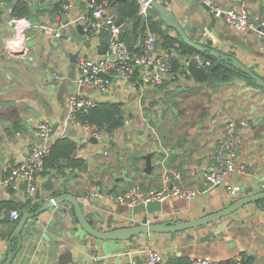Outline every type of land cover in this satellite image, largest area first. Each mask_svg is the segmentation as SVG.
<instances>
[{"label":"crops","instance_id":"0c3cea01","mask_svg":"<svg viewBox=\"0 0 264 264\" xmlns=\"http://www.w3.org/2000/svg\"><path fill=\"white\" fill-rule=\"evenodd\" d=\"M55 1L30 0L33 11H38V15L31 19L47 26L32 27L27 31L26 44H31L22 56L5 50V41L12 34L9 22L12 6L0 1V179L5 165L19 163L31 144L42 142L35 133V125L41 120L47 121L52 128L48 145L58 137L74 140L73 156L85 159L87 166L84 169L68 167L63 172L55 168L45 169L38 184V197L36 192L31 194L27 191L25 180L21 179L15 189L0 183V204L30 200L37 201L39 207L40 201L65 192L80 201L86 214L96 211L106 220L111 216L119 218L120 222L114 226H126L136 223L146 212L134 217L120 214L110 205L95 200V196H105L89 195L87 192L91 186L114 193L126 191L133 183L149 189L159 186L162 173L168 171L178 173L185 185L198 189L190 198L172 196L161 201V210L147 213L151 222L194 219L220 209L246 193L264 190L260 184L264 177V87L242 77L216 87L199 83L186 70L188 63L193 62V55L180 54L174 47L166 48L159 38L156 53L168 60L178 58L185 71H171L161 84L153 85L148 81L151 68L137 67L134 76L139 82L138 88L113 74L107 90L97 92L77 81V60L71 61L70 53L79 50L77 59L81 55L104 56L109 45L107 52L99 51V47L109 44V33L103 30L95 39L85 27L83 31L78 30L77 25L84 23L81 16L86 14L85 0H66L71 6L68 9L61 6L58 12H39L42 7H51ZM120 1L110 3L108 9L117 13ZM162 1L180 22L189 24L185 28L188 36L207 48L234 55L264 80L263 37L253 30L232 27L220 17L212 18L210 10L200 0ZM215 1L223 7L236 6L243 1L253 14L264 7V0ZM138 2L141 8L142 0ZM145 17L166 27L158 16ZM76 18L78 20L70 22ZM116 18L136 51L131 29L133 19ZM61 23L68 24L63 36L58 38L51 28ZM168 33L173 37L179 35L172 28H168ZM54 72L60 77H54ZM77 92L98 101L123 102L125 124L108 138L115 143L93 141L94 137L84 124L66 119L68 97ZM149 100L151 104H148ZM230 119L236 121L243 135V142L234 158L235 169L221 184L208 191H200L203 172L212 166L215 147L224 138ZM147 153H151L148 172L144 158ZM240 165L245 171L238 169ZM229 188H235L236 193L230 194ZM116 205L117 210L124 208V205ZM5 209L0 208V264L8 251L19 245L17 237L9 241L19 218H10L3 212ZM25 209L30 212L37 210L30 207L18 210L22 214ZM57 210L59 208L49 207L35 216L32 233L30 227L24 226L22 243L10 264H58L59 255L65 249L72 252V261L67 264H128L141 260L143 251L150 247L171 263L189 261L194 256L225 260L240 255L244 264H264V197L245 204L211 226L153 232L150 238L141 234L125 240L92 238L89 250L84 249L81 238L75 239L77 232L68 221L64 222L63 217L57 215ZM70 210L72 207L69 205L67 211ZM155 214L157 218H154ZM232 218L235 221H231ZM12 224L10 234L2 237ZM220 225L225 226L223 231L211 239L201 240L207 230L218 229ZM95 243L99 246L95 247Z\"/></svg>","mask_w":264,"mask_h":264},{"label":"built area","instance_id":"2783aa9c","mask_svg":"<svg viewBox=\"0 0 264 264\" xmlns=\"http://www.w3.org/2000/svg\"><path fill=\"white\" fill-rule=\"evenodd\" d=\"M209 6L210 11L215 17H220L224 21L237 29L253 30L264 38V7L260 12L253 14L245 2L241 1L236 6L227 8L216 3L215 0H200ZM110 0H85L86 14L81 18L86 24L85 29L88 34L98 39L103 30H107L110 35L109 51L104 56L95 58L81 55L77 59L78 75L77 81L80 84H87L97 92L107 90L112 83L113 74L121 76L126 82L137 87L132 81L133 74L137 67L151 68L148 81L153 85L163 82L166 74L171 72V64L163 55L156 53V45L159 39L157 33L148 31L145 36L139 39L138 45L140 52H133L129 49L125 40L119 37L121 23L117 21L114 11L108 9ZM147 2L140 8L144 12ZM62 9H68L70 2H64ZM78 20L72 19L70 22ZM9 22L12 25V34L5 41L6 52L21 56L24 55L26 44V33L32 27L46 28L45 23L34 22L25 15L10 16ZM68 23H61L57 27L51 28L53 34L61 38L65 33ZM193 62L197 67L204 68L211 64L209 58L196 53L192 56ZM54 77L59 78V74L54 72ZM98 100L94 97H86L77 92L68 97V111L66 119L76 120V110H86L94 105ZM85 128L94 138H110V134L104 128L95 125L84 124ZM52 128L47 121H38L35 125V133L42 140L29 146L27 154L22 161L14 165L3 167V176L0 183L7 188H17L19 181L25 180L26 189L31 194L38 190V184L42 172L44 171V160L49 152L48 140ZM243 142V135L235 120L230 119L225 128L224 138L217 143L214 150L212 166L203 172L202 186L204 190H210L226 180L231 171L235 169L234 158ZM240 171H245L242 165L238 166ZM261 187L264 188V177L261 179ZM198 192L195 187L185 185L179 178L178 173L164 171L161 175L159 186L154 188H142L139 183H133L126 191L114 193L112 191H102L96 186H91L88 190L89 195L105 196L109 200L132 207L140 202L146 204L151 200L163 201L172 196L190 198ZM230 194H235V188H229ZM12 219L21 216L17 208L3 210ZM99 264V263H97ZM101 264V263H100ZM110 264V263H103ZM128 264H173L166 261L161 253L154 248H146L143 251L141 260H133ZM184 264H244L243 257L238 255L231 259L217 260L203 256H194Z\"/></svg>","mask_w":264,"mask_h":264},{"label":"water","instance_id":"95a60500","mask_svg":"<svg viewBox=\"0 0 264 264\" xmlns=\"http://www.w3.org/2000/svg\"><path fill=\"white\" fill-rule=\"evenodd\" d=\"M147 2L143 16H150V17H159L161 22L164 23L166 26L171 27L174 29L180 36V38L189 44L190 46L202 50L207 51L210 54H212L215 57H220L228 62H231L236 68L240 69L241 71L249 74L252 76V78L255 80V82L264 87V80L257 75L253 70H251L249 67L245 66L241 61H239L234 55L230 54H224L216 49L213 48H207L200 44L199 42L195 41L193 38L188 36V34L185 32V28L189 27V24L180 22L173 12H171L168 7L166 6L165 2L162 0H142V3ZM205 8L207 10L209 9V6L204 4ZM228 7V6H227ZM225 7V8H227ZM31 10L33 11V7H31ZM210 14L213 17V13L210 11ZM85 23H79L77 25V28L79 31H83V27H85ZM31 43H27V46ZM79 54V50L76 52L70 53V59L71 61H76L77 56ZM22 56V55H21ZM10 64L8 63L7 66ZM13 68V66H10ZM148 104H151V100L148 101ZM93 141L98 142H107L115 143L113 140L110 139H97L92 138ZM144 158L146 159L145 163V170L148 172L151 168V153L144 154ZM204 188L201 185L200 191H203ZM39 196V190L36 191V197ZM264 197V190L263 191H257L253 193H246L244 196L232 200L229 204L225 205L224 207L214 210L208 214H204L202 216H199L194 219L190 220H163V221H157V222H151L148 219L147 213H153L155 211H159L162 209V202L158 200H151L147 202L146 204L140 202L132 207L124 206L123 209L117 210L116 203L112 202L108 198H100L98 196H95V200H98L104 204L110 205L116 212L127 213L129 215H132L133 217L140 213V212H146L142 217L138 219L136 223H132L130 225L126 226H114L115 224L120 222L119 218L110 217L109 219H105L102 217L98 212H93L86 214L82 204L80 201L74 196L69 193H59L56 195L49 196L45 200H42L39 202V207L36 211L30 212L28 209H25L19 220L16 222L11 235L9 237V241H11L14 237H17L19 241V245L15 250H9L6 259L2 264H10L12 258L14 257V254L19 249L22 239H23V228L24 226L30 227V232H33L32 227H35L34 217L37 216L41 211L49 208V207H56L59 208L57 210V215L62 216L65 221H68L72 226V229L77 232L75 235V239L81 238V242L84 245L85 250L90 249V243H92V238L102 240V239H114V240H125L129 237L141 234L146 238H150L152 236L153 232H174L178 230H184L188 228H195L199 226L204 225H212L216 221L223 219L227 215H231L235 213L239 208L244 206L245 204L258 200L260 198ZM72 207V210L67 211L68 206ZM154 218H157V215H154ZM134 222L133 220H131ZM231 221H235V218H232ZM224 225H220L219 228H215V230H207V232L201 236V240H207L211 239V237L217 235L220 231L224 230ZM99 244L95 243V247H98ZM72 261V252L69 249H65L58 258V264H67Z\"/></svg>","mask_w":264,"mask_h":264},{"label":"trees","instance_id":"16d2710c","mask_svg":"<svg viewBox=\"0 0 264 264\" xmlns=\"http://www.w3.org/2000/svg\"><path fill=\"white\" fill-rule=\"evenodd\" d=\"M6 1L11 4L12 9L9 12L10 16L13 15H25L29 18L38 15V11H32V4L30 0H0ZM66 0H56L53 2L51 7H42L39 12L44 13H54L58 12L61 8V5ZM115 0H110V3H114ZM117 16L118 20L125 17H130L133 19L131 29L134 32V45L137 49L136 51L140 52V47L138 45L139 39L146 35L148 31H153L158 34L161 39V44L166 47H174L180 54H196L199 53L206 58L211 60V64L207 67L200 68L192 61L188 63V75L192 77L195 81L199 83H207L211 87H216L221 83H230L235 81L238 78H244L247 82L256 84L255 80L249 74L238 70L231 62L227 60L215 57L207 51L198 50L186 42H184L179 35L178 37H173L168 33V28L171 27H162L161 23L158 21L151 20L149 17L146 18L143 16V13L140 10V4L138 0H121L117 7ZM148 30V31H147ZM109 33V32H108ZM126 32H120L119 37L127 43L129 49L134 51L131 43H129L127 36L124 35ZM110 36V35H109ZM179 42L176 46L175 43ZM99 47V51L104 52L108 51L109 44H103ZM133 48V49H132ZM137 52V53H138ZM171 64V71H181L184 70V64L178 60L176 57L169 59ZM185 71V70H184ZM135 74V73H134ZM133 74L132 81L136 83L139 87V82ZM146 110H149V107L145 106ZM76 120L82 124L95 125L100 128H104L106 132L111 134L118 127H121L125 124L123 102L115 100H104L97 101L94 105L88 107L86 110L78 109L75 113ZM76 143L74 140H71L68 137H58L49 145V152L44 160V171L48 168H55L57 171L63 172L66 168H81L84 169L87 166V162L83 158H75L73 156V151L75 150ZM135 157V155H133ZM43 171V172H44ZM56 194L57 191H54ZM6 207L9 208H18L23 210L25 207H30L31 209L36 210L38 208V202H13L7 201L0 204V208ZM2 233V237H7L10 234L11 228ZM185 261H172L173 264H183Z\"/></svg>","mask_w":264,"mask_h":264}]
</instances>
